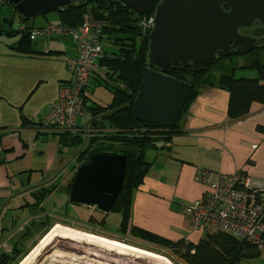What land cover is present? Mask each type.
<instances>
[{
	"label": "crops",
	"instance_id": "crops-1",
	"mask_svg": "<svg viewBox=\"0 0 264 264\" xmlns=\"http://www.w3.org/2000/svg\"><path fill=\"white\" fill-rule=\"evenodd\" d=\"M8 3L1 2V7ZM12 18L20 21L21 33L49 22L55 23L58 19L54 10L25 17L14 9L13 14L4 19H8L5 21L9 23L7 27L2 30L0 28L2 35L15 37L12 42L0 38V143L1 137L15 142L2 145L8 150L4 162L10 161L19 170H34L32 160L35 157L32 155L36 149L41 151L44 145L35 141L37 135L33 136L31 129L48 113L55 102L59 86L71 82V75L63 62L67 57L75 55L76 49L72 39L68 41V36H60L37 38L30 41V52H18L12 47L19 40L18 31L10 28ZM55 43L58 46L53 45ZM51 51L59 58L52 59ZM98 74L104 77L101 70L97 71ZM97 75L91 76L83 94L88 102L106 105L110 99L102 104L89 91L93 83L100 86L102 79ZM196 97L202 101V106L192 111L191 105H195L197 100L192 101L179 124V131L171 138L172 149H149L147 158L150 166L142 185L133 191L128 218V224L132 222L149 231V220L159 219L165 214L161 224L165 234L163 237L191 239L192 242L203 237L204 232L188 229L183 206L195 198L203 197L205 193L197 179L199 168L227 175L235 174L238 178L246 177L264 184V133L257 130V126L264 127V104L252 102L247 115L229 120L225 114L228 98L225 90L216 86L203 87L198 90ZM90 118L87 109L83 116L77 118V125L88 123ZM221 126L224 127L223 134L217 132ZM208 130L215 132L208 137ZM198 134H205V137L199 138ZM227 134L229 137L234 135V145L229 142ZM22 136L25 139H21ZM47 184H52V181ZM31 220L22 222L28 223ZM144 220H148L147 223ZM0 237L3 238V233ZM7 244L9 249L6 252H9L12 239L6 242L5 247Z\"/></svg>",
	"mask_w": 264,
	"mask_h": 264
},
{
	"label": "trees",
	"instance_id": "trees-1",
	"mask_svg": "<svg viewBox=\"0 0 264 264\" xmlns=\"http://www.w3.org/2000/svg\"><path fill=\"white\" fill-rule=\"evenodd\" d=\"M158 1L154 0L151 3L146 15L154 13L155 4ZM9 5L12 4L9 3ZM54 11L57 13V22L71 28H76L82 23L86 12L94 14L95 18L99 19L103 25L100 43L104 54L108 55L100 58L97 62L102 66L100 70L101 73H104V77H101L100 74L97 75L96 71L94 75L102 79L100 85L108 87L111 95L110 101L106 105L89 104L90 128L92 129L90 137L82 138L78 133L50 132L58 136L61 146L75 144V161L78 163L76 169L88 162L90 155L94 153L123 154L126 157L122 188L111 208L112 211L122 215L120 224L126 228L129 227L131 193L142 184L150 166V162L144 157L146 149L170 151L171 138L179 131V124L199 89L216 86L227 92L225 114L229 120L241 119L247 115L252 102L264 104V64L258 62L259 51L252 55L250 63V66L256 70L255 77L235 78L232 73H222L217 83L213 84L205 79L204 74L209 73L211 67L216 64H221V58L224 56L219 54L214 63H205L197 70H194L191 64L175 63L171 65L169 75L190 85L188 96L172 128L161 131L159 129L162 127L159 125L138 121L132 112V101L139 88L142 70L149 66L147 62L148 46L146 45L149 33L145 35L138 24L143 14L134 12L117 0H81ZM262 30L256 29L260 33ZM0 35H2L1 31ZM12 47L21 53L30 52L31 42L23 33ZM150 67L158 70L153 66ZM119 84H122L123 88H120ZM157 130L159 131L157 132ZM257 130L264 133V127L257 126ZM74 176L67 188H64L67 195L70 192ZM103 214L105 215V213ZM32 225L34 224L32 223ZM32 225L29 224L25 230L12 239V247L9 252L0 253V264H6L11 255L20 248L22 242L31 234ZM126 228L125 230H130L147 244L164 248L169 253L173 249L177 252L175 254L177 258L184 264H238L242 260L256 257L261 252L251 244L236 240L221 232L204 233L198 241L184 245L183 240L181 242L171 241L139 227Z\"/></svg>",
	"mask_w": 264,
	"mask_h": 264
},
{
	"label": "rangeland",
	"instance_id": "rangeland-1",
	"mask_svg": "<svg viewBox=\"0 0 264 264\" xmlns=\"http://www.w3.org/2000/svg\"><path fill=\"white\" fill-rule=\"evenodd\" d=\"M1 2L5 3L7 1L0 0V3ZM13 7V4L9 5L8 3V5L5 4L0 8L1 30L3 27L9 24L5 23V21L8 19H4L13 14ZM144 15L145 14H143V16ZM90 16L95 22L100 24L102 31L103 25L101 21L96 19L94 14H90ZM261 26L262 25L256 20V24H252V27L246 30L249 32H254L256 29H263L261 32L263 33L264 27ZM19 27L20 24L18 20L16 18H12L10 28L18 31V38L22 37L23 35V33L19 31ZM63 36H68L66 38L68 41H70L71 38H69V34ZM0 38H5L10 42L15 40L14 36L9 35H0ZM53 45L58 46V43ZM146 45L148 46V43ZM257 52V50H251L248 52V54L246 52L237 50V54L235 55L225 56L222 54L224 57L221 58V64L218 63L211 67V71L207 74H204V77L213 84L217 83V80L222 73H232L235 78H253L256 76V70L254 67L250 66V63L252 55ZM50 54L52 59L59 58V56L53 51H51ZM106 56L107 55L105 54L104 57ZM257 59L259 63L264 64V49H261L258 52ZM98 66L99 68H102L100 64ZM89 91L91 92V95H93V97L102 104L106 103L110 99V91L108 87H103L102 85L98 86L96 83H93ZM194 100H197V103L195 105H191L192 111H194L195 108L202 106V101L200 99L195 97ZM86 102L88 103V106L92 103L91 101L88 102L87 100ZM226 125L229 126L227 123ZM223 128L224 127L221 126L220 130L217 132L223 134ZM31 130L33 136L37 135L35 141L42 142L44 145V148L41 149V151L36 149L32 155L35 157V159L32 160L34 170H19L15 168L14 164L10 161L5 163L4 158H7L8 150L3 148L2 145H5L6 142L9 144H14L15 142L7 141L5 138L1 137L0 235L3 233V238L7 237L9 234L15 231L20 222L27 219L32 220L26 224H34L31 226V234L26 238L25 241L22 242V248L17 253H15L6 264H17L22 255L25 254L28 249L40 239V237L46 235V232L52 227V224L56 222L66 224L67 226H75L76 228L79 227L83 231H98L107 235H114L146 246H151L166 252L167 256L172 258L177 263L184 264L182 261H180V259L177 258L175 255L177 252H175L173 249L171 250V253H169L164 248L157 247L150 243H145V241L138 238L137 235L133 234V232L130 230H125L126 227L120 224L122 221V215L119 212L110 210L104 215L103 212H101L96 207L70 202L69 194L67 195V191L64 188H67V186L70 184V180L74 176L76 166L78 165V163L75 161V144L61 146L60 142L58 141V136L46 130L41 123L33 126ZM55 132L63 133L64 130ZM213 132L215 131L208 130L206 135L209 137L211 134H213ZM88 135V137H90V133ZM204 135L205 134H198L197 137H205ZM226 136L229 137V134ZM21 139H25V136H22ZM233 139L234 135L229 137V142H231L232 145H234ZM172 146L173 144L171 143V149ZM148 155L149 149H146L144 157L149 161L147 158ZM49 181H52V184H47ZM42 188L46 189L43 190ZM131 194L133 195V192ZM165 216V214H162V217L159 219L149 220L150 230H152V233L160 237L165 236L161 228V224L164 221ZM12 221L15 222L12 223ZM147 221L148 220H144L145 223H147ZM134 227L138 226L131 222L129 227L126 229H134ZM188 229L191 230L189 227ZM191 231L212 233L206 231ZM47 238L49 239L48 241L50 245L43 249L41 254L34 261H31L28 264H162L159 261L156 262L145 257H136L134 255H118L106 248L97 245H91L88 242L82 240H68L62 239L59 236L49 235ZM169 240L177 242H181L183 240L182 242L184 245L192 242L191 239L188 240L182 238H173ZM6 249H9L8 244L6 247L3 246L0 248V253H2V251L6 252ZM91 251L92 254L90 253ZM238 264H264V250L259 252L256 257L242 260Z\"/></svg>",
	"mask_w": 264,
	"mask_h": 264
},
{
	"label": "water",
	"instance_id": "water-1",
	"mask_svg": "<svg viewBox=\"0 0 264 264\" xmlns=\"http://www.w3.org/2000/svg\"><path fill=\"white\" fill-rule=\"evenodd\" d=\"M25 17L56 10L81 0H6ZM138 14L152 0H117ZM226 5L228 10H223ZM154 27L148 35V55L138 91L132 101L136 120L171 127L176 122L190 85L169 75L171 65L191 64L194 70L214 63L216 51H251L257 38L238 29L257 20L264 27V0H160L154 8ZM20 22V21H19ZM264 45V37L260 39ZM153 66L158 70L150 67ZM126 167L123 154L90 155L76 171L69 192L73 203L107 213L122 188Z\"/></svg>",
	"mask_w": 264,
	"mask_h": 264
},
{
	"label": "built area",
	"instance_id": "built-area-1",
	"mask_svg": "<svg viewBox=\"0 0 264 264\" xmlns=\"http://www.w3.org/2000/svg\"><path fill=\"white\" fill-rule=\"evenodd\" d=\"M138 24L147 35L154 27V15L145 14ZM25 34L31 42L37 38L70 35L76 53L63 63L68 72L75 73L74 79L70 84L59 86L55 102L44 116L42 125L48 131L64 130L87 138L92 132L90 120L78 126L77 118L88 109L83 91L95 71L100 70L97 62L105 55L100 43V24L86 12L82 24L77 28L49 22L32 27ZM119 87L123 88V85L119 84ZM53 127L56 129L53 130ZM197 179L205 193L203 197L183 206L187 226L193 231L224 232L236 240L251 244L256 250H264V184L204 167L198 169Z\"/></svg>",
	"mask_w": 264,
	"mask_h": 264
},
{
	"label": "bare ground",
	"instance_id": "bare-ground-1",
	"mask_svg": "<svg viewBox=\"0 0 264 264\" xmlns=\"http://www.w3.org/2000/svg\"><path fill=\"white\" fill-rule=\"evenodd\" d=\"M69 73L71 75L72 82L75 73L73 71H70ZM43 122L44 116L39 119L38 123L43 124ZM32 123L34 124V122ZM174 125L175 123L173 124V126ZM173 126H161L162 128H160L159 130L167 131V129L172 128ZM55 129L56 127H53V130ZM159 130H157V132ZM153 132L155 133V131ZM42 189L44 190L46 188ZM27 227L28 224H26V222L19 223L15 229L16 232L14 234H9L5 238L0 237V248L5 246L7 241L13 239L15 237V234H19ZM48 235L59 236L62 239L68 240H82L88 242L91 245H97L106 248L118 255H134L136 257H145L156 262L159 261L162 264H179L172 258L168 257L166 252L156 249L154 247L146 246L126 238H121L114 235H107L98 231H83L79 227L76 228L75 226L71 225L67 226L66 224L58 222L52 224V227L46 232V235L40 237V239L35 242L25 254L22 255L17 264H28L29 262L34 261L41 254L42 250L50 245L48 241L49 239L47 238ZM90 253L92 254V251Z\"/></svg>",
	"mask_w": 264,
	"mask_h": 264
},
{
	"label": "flooded vegetation",
	"instance_id": "flooded-vegetation-1",
	"mask_svg": "<svg viewBox=\"0 0 264 264\" xmlns=\"http://www.w3.org/2000/svg\"><path fill=\"white\" fill-rule=\"evenodd\" d=\"M154 0L151 1V3L153 2ZM160 1V0H159ZM158 1V2H159ZM157 2V3H158ZM151 3H150V6H151ZM157 3L155 4V6L157 5ZM149 6V7H150ZM223 10H228V7L226 5L223 6ZM252 24H256V20H253L251 25L250 26H247V27H244V28H239L238 29V33L239 34H242V35H248L250 37H254V38H257V41L255 42V47L252 49L254 51H260L261 49H263L264 45L261 43L260 39L264 37V32L263 33H260L259 31H256L254 30V32H249L248 30L246 29H249L250 27H252ZM262 27V26H261ZM239 50L238 48H235V49H231L229 51V54L228 56H231V55H235L237 54L236 51ZM242 52H245V51H242ZM249 51H247L246 53H248ZM221 52L220 51H216L215 53V56L216 57H219V54ZM252 53V52H251ZM222 54V53H221ZM241 54H245V53H241ZM249 54V53H248ZM255 54V53H254Z\"/></svg>",
	"mask_w": 264,
	"mask_h": 264
}]
</instances>
